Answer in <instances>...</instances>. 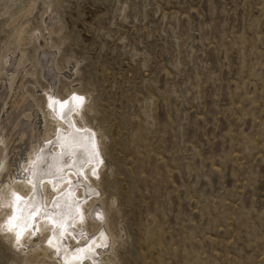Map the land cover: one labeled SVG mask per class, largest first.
<instances>
[{"label": "rangeland", "instance_id": "1", "mask_svg": "<svg viewBox=\"0 0 264 264\" xmlns=\"http://www.w3.org/2000/svg\"><path fill=\"white\" fill-rule=\"evenodd\" d=\"M43 43L58 51V95L82 93L98 129L95 179L117 238L106 259L264 264V0H0V77L23 53L14 89L47 113ZM4 155L0 144V170ZM9 210L0 264H29L2 230ZM48 255L38 263L58 264Z\"/></svg>", "mask_w": 264, "mask_h": 264}, {"label": "bare ground", "instance_id": "2", "mask_svg": "<svg viewBox=\"0 0 264 264\" xmlns=\"http://www.w3.org/2000/svg\"><path fill=\"white\" fill-rule=\"evenodd\" d=\"M45 24L55 33L61 31L52 16ZM30 39L25 30L17 32L20 45ZM41 47L46 50L39 64L49 83L42 91L49 105L47 113L35 96L17 92L19 86L14 89L12 66L17 64L18 73L26 75L23 53L13 61L11 55L5 58L7 72L0 77V122L7 117L13 133L5 136L0 124V144L5 149L0 178L2 173L7 177L0 180V208L10 209L1 227L21 254H26L29 264H39L43 254L58 264H111L105 255L113 252L117 238L95 179L104 168L98 129L86 119L87 100L82 93L58 95L63 75L58 51L52 52L46 43ZM69 72L65 77L72 81L76 66ZM13 194H17L14 201Z\"/></svg>", "mask_w": 264, "mask_h": 264}, {"label": "snow or ice", "instance_id": "3", "mask_svg": "<svg viewBox=\"0 0 264 264\" xmlns=\"http://www.w3.org/2000/svg\"><path fill=\"white\" fill-rule=\"evenodd\" d=\"M81 100L83 99V98H80Z\"/></svg>", "mask_w": 264, "mask_h": 264}]
</instances>
